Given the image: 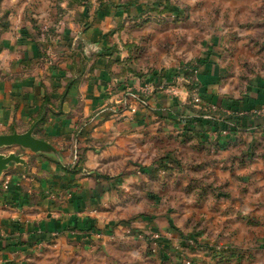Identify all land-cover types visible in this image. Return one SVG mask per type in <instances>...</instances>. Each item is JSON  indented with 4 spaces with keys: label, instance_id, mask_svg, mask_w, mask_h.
I'll list each match as a JSON object with an SVG mask.
<instances>
[{
    "label": "crops",
    "instance_id": "obj_1",
    "mask_svg": "<svg viewBox=\"0 0 264 264\" xmlns=\"http://www.w3.org/2000/svg\"><path fill=\"white\" fill-rule=\"evenodd\" d=\"M152 2L0 0V264H264V0Z\"/></svg>",
    "mask_w": 264,
    "mask_h": 264
},
{
    "label": "built area",
    "instance_id": "obj_2",
    "mask_svg": "<svg viewBox=\"0 0 264 264\" xmlns=\"http://www.w3.org/2000/svg\"><path fill=\"white\" fill-rule=\"evenodd\" d=\"M41 37H42V41L45 43V47H44V54L45 57L49 58L52 57V55L54 54L53 51V46L51 45L50 41H51V37L52 34L49 31V26H43L42 27V31H41ZM52 63V62H50ZM152 86L150 85V83L144 84L143 88L139 91H133L130 90V93L128 96H126L123 100H121L120 102H118V104L116 105V107L114 108V113L115 114H123L125 111H131V112H135L136 111V104L134 101L143 104L145 106L148 105V100L145 96H149L150 91L152 90ZM174 94V91H171ZM192 107L194 109H205V105H204V101L201 97V94L199 91L195 90L193 92V104ZM210 108L212 110H217V106L211 104ZM232 111H229V113L231 115H239L241 113L236 112V113H231ZM256 113L264 116V104L258 109V111H256ZM207 118V116H205ZM228 125L226 126V129H223V133L224 134H229L230 133V128L232 123H230L229 121L227 122ZM160 238V236H156L155 239ZM218 250L219 253H223L224 255H228V257H223L222 255H218L216 257H212L211 256V252L208 251V258H210V264H222L225 263L228 259L232 260L234 258V256H232V252H231V248L228 246H222V247H218L216 248ZM231 255V256H230ZM207 258V259H208ZM209 260V259H208ZM194 259L190 258V257H184V259L182 261H180L181 264H194Z\"/></svg>",
    "mask_w": 264,
    "mask_h": 264
},
{
    "label": "water",
    "instance_id": "obj_3",
    "mask_svg": "<svg viewBox=\"0 0 264 264\" xmlns=\"http://www.w3.org/2000/svg\"><path fill=\"white\" fill-rule=\"evenodd\" d=\"M38 123L34 124L28 131L24 133H9L0 134V147L18 145L34 152L47 151L50 149V144L34 135V130ZM13 161H21V158L16 153L4 155L0 153V175L9 167Z\"/></svg>",
    "mask_w": 264,
    "mask_h": 264
},
{
    "label": "rangeland",
    "instance_id": "obj_4",
    "mask_svg": "<svg viewBox=\"0 0 264 264\" xmlns=\"http://www.w3.org/2000/svg\"><path fill=\"white\" fill-rule=\"evenodd\" d=\"M167 1L168 0H156V3H151V4H149V6H148V9H147V11H146V13H150V15H151V13L153 12V11H155V10H158V12L160 11V12H162V14L161 15H163V12H166V11H169V8H170V6H169V4L167 3ZM166 3V4H165ZM168 4V5H167ZM167 9V10H166ZM160 12H159V15H160ZM137 108V107H136ZM21 147V146H20ZM161 236L159 233H157V234H155L154 235V239H155V237L156 236ZM158 240H159V238L158 239H155V242L156 243H158ZM78 252V251H77ZM78 255H80V253H78L77 254V256ZM92 256V255H91ZM42 259H40V260H34L33 261V263H31V264H43V262L41 261ZM40 261V262H39ZM82 263H84V264H100V263H98V262H96V258H94V256H92V257H87V261H82V262H75V261H72V262H70V263H68V264H82ZM45 264H48V263H45ZM121 264H128V261H125V262H121ZM237 264H239V263H237ZM242 264H253V263H242Z\"/></svg>",
    "mask_w": 264,
    "mask_h": 264
},
{
    "label": "trees",
    "instance_id": "obj_5",
    "mask_svg": "<svg viewBox=\"0 0 264 264\" xmlns=\"http://www.w3.org/2000/svg\"><path fill=\"white\" fill-rule=\"evenodd\" d=\"M231 117V118H230ZM230 117H228V119L225 121H221V123H224V125H228V121H229V119H231V121H233L232 119L234 118H236L237 116H233V115H231ZM189 239V238H188ZM209 251L212 253L211 254V256L212 257H216V256H218V255H222L223 257H228V255H224L223 253H219L218 252V250L216 249V248H214V249H209ZM232 254V256H234V254L233 253H231ZM231 256V255H230ZM171 259V258H170ZM172 260V259H171ZM173 261V260H172ZM227 261H230V259H228ZM226 261V262H227ZM174 262V261H173ZM176 262V261H175ZM194 264H199L198 263V261H194ZM204 264H210V258H209V260H206L205 261V263Z\"/></svg>",
    "mask_w": 264,
    "mask_h": 264
}]
</instances>
